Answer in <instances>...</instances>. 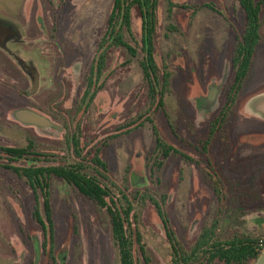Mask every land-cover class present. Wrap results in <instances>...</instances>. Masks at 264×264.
Wrapping results in <instances>:
<instances>
[{
  "label": "rangeland",
  "instance_id": "rangeland-1",
  "mask_svg": "<svg viewBox=\"0 0 264 264\" xmlns=\"http://www.w3.org/2000/svg\"><path fill=\"white\" fill-rule=\"evenodd\" d=\"M172 1L177 6L170 17L169 1L160 0L157 38V59L172 72V81L166 108L154 110L141 56L132 57L124 48L111 51L105 87L90 107L79 108L113 0H0V18L20 31L19 37L8 45L5 42L6 47L0 44V145L26 146L33 140L43 153H54L53 163L59 164L67 157L68 127L77 128L87 157L98 154L116 183L128 186L132 197L138 189L166 196L172 227L189 246L216 215L218 200L199 163L173 155L161 171L156 169L154 127L148 121L141 124L140 117L152 114L162 137L204 162L193 144L224 104L234 75L236 31L243 30L245 15L237 0ZM141 32L142 19L135 8L136 41ZM258 50L237 105L240 115L230 127V146L219 142L214 147L225 175L235 185L249 183L243 179L245 173L256 174V189L235 190L244 197L231 194L226 200L223 221L228 233L234 229L264 233V124L259 122L264 120L247 118L243 110L246 95L261 90L258 86L264 81V39ZM24 64L38 69L40 82L34 94L25 95L32 91L34 81ZM27 108L49 118L54 126L18 120L15 113ZM52 202L55 242L51 257L49 248L43 249L44 231L34 216L32 188L14 172L0 168V264H54V258L58 264H120L105 208L56 177ZM138 218L134 224L145 244V254L139 245L135 248L138 264H172L170 242L156 206L148 201Z\"/></svg>",
  "mask_w": 264,
  "mask_h": 264
},
{
  "label": "trees",
  "instance_id": "trees-1",
  "mask_svg": "<svg viewBox=\"0 0 264 264\" xmlns=\"http://www.w3.org/2000/svg\"><path fill=\"white\" fill-rule=\"evenodd\" d=\"M168 1V12L171 17L177 4L172 0ZM237 1L244 11L245 24L241 32L236 31L232 56L234 77L227 89L222 108L210 121L203 137L198 139L197 144H193V149L199 156L204 157V162L196 160L162 137L152 114L148 113L140 117L141 124L148 121L154 127L157 137L154 152L156 169L161 171L165 161L173 155H179L189 162L199 163L219 203L216 215L201 227L193 243L186 246L172 227L166 209V196L156 197L148 191L138 189L132 197L128 193V186L121 188L116 183L107 163L98 154L90 159L87 157L81 136L78 134L79 130L72 129L69 125L64 146L67 157L59 164L53 163L56 161L54 153H43L33 140H29L26 146L0 145V159L3 160H0V168L8 169L19 178L26 180L35 194L34 216L43 227L45 237L43 249L47 251L49 248L51 257L55 242L52 179L56 177L76 187L86 198L107 210L111 221L112 239L120 264H138L135 254V248L138 245L145 254L143 235L134 221L139 222V213L148 201L156 206L165 227L171 246L172 264H215L217 261L224 264H254L257 261L264 249V233L251 234L238 229L228 233L223 221L227 198L231 194L244 197L241 192L235 193V190L244 189L251 192L256 189V174L254 171L251 174L245 173L243 179L247 178L249 183L238 181L235 185L225 175L222 160H218L214 153V147L219 142L227 148L230 146V127L234 119L240 115L237 105L245 94L246 79L255 62L258 47L264 39L261 34L264 25L262 17L264 0ZM205 5L214 9L211 4ZM159 6L160 0H113L108 23L98 43L79 108L89 107L99 90L105 87L107 61L111 51L118 48H124L132 57L141 56L140 65L151 105L154 110L166 108L172 72L167 66H161L157 59ZM183 7L191 8L186 4H183ZM135 8L139 10L142 19V32L137 41L133 33ZM196 10L192 18L196 15ZM103 75L104 83L101 84ZM259 91L247 94L244 102ZM247 118L250 117L247 116ZM60 258L63 259L64 256ZM54 264H58L55 258Z\"/></svg>",
  "mask_w": 264,
  "mask_h": 264
},
{
  "label": "water",
  "instance_id": "water-1",
  "mask_svg": "<svg viewBox=\"0 0 264 264\" xmlns=\"http://www.w3.org/2000/svg\"><path fill=\"white\" fill-rule=\"evenodd\" d=\"M19 28L12 22L0 18V44L6 47L5 42L12 37H19ZM28 73L33 77V89L29 94H34L39 87V72L34 65L25 66ZM244 111L247 115L264 120V92L254 95L247 100ZM18 120L25 124L37 126H54V123L33 109H21L15 113ZM254 264H264V249Z\"/></svg>",
  "mask_w": 264,
  "mask_h": 264
},
{
  "label": "flooded vegetation",
  "instance_id": "flooded-vegetation-1",
  "mask_svg": "<svg viewBox=\"0 0 264 264\" xmlns=\"http://www.w3.org/2000/svg\"><path fill=\"white\" fill-rule=\"evenodd\" d=\"M262 29H263V27H262ZM262 29H261V34H262V36H263V33H262ZM15 38H17V37H12V38H10L8 41H7V45L11 42V40H14ZM263 38H264V36H263ZM9 53V52H8ZM258 53H259V50H258ZM258 53H257V56H256V59L258 58ZM10 55H12L11 53H9ZM254 64H255V62H254ZM254 64H253V66H254ZM253 66H252V68H253ZM256 67V66H255ZM27 70V69H26ZM252 70V69H251ZM250 73H251V71H250ZM250 73H249V75H250ZM234 74V73H233ZM248 75V76H249ZM233 77H234V75H233ZM87 79V78H86ZM40 82V81H39ZM258 87H262L261 88V90H264V81H262V84L260 85V86H258ZM214 89H216V88H214ZM216 91L217 90H214V91H212L213 93H215L216 94ZM213 93H211V96H213ZM29 94V92H27L25 95H28ZM30 95V94H29ZM210 96V97H211ZM209 100H210V98H209ZM90 106H91V104H90ZM89 106V107H90ZM102 159V158H101ZM103 160V159H102Z\"/></svg>",
  "mask_w": 264,
  "mask_h": 264
},
{
  "label": "crops",
  "instance_id": "crops-1",
  "mask_svg": "<svg viewBox=\"0 0 264 264\" xmlns=\"http://www.w3.org/2000/svg\"><path fill=\"white\" fill-rule=\"evenodd\" d=\"M261 92H264V90H260V91L257 92L256 94H259V93H261ZM256 94H255V95H256ZM253 96H254V95H253ZM253 96H252V97H253ZM250 98H251V97H250ZM250 98H249V99H250ZM249 99H248V100H249ZM243 110H244V109H243ZM244 113H245V111H244ZM245 114H246V113H245ZM246 115H247V114H246ZM247 116H249V115H247ZM253 118H254V117H253Z\"/></svg>",
  "mask_w": 264,
  "mask_h": 264
}]
</instances>
